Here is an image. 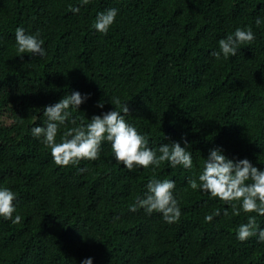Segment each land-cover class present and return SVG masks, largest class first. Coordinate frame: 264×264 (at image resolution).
Here are the masks:
<instances>
[{
	"label": "trees",
	"instance_id": "trees-1",
	"mask_svg": "<svg viewBox=\"0 0 264 264\" xmlns=\"http://www.w3.org/2000/svg\"><path fill=\"white\" fill-rule=\"evenodd\" d=\"M113 8L107 34L96 31V15ZM17 27L38 32L46 55L18 53ZM237 27L255 39L235 56L214 57ZM72 91L88 98L70 107L57 142L93 115L122 112L112 104L119 98L149 147H185L186 139L193 167L130 171L107 140L97 160L55 164L31 129ZM213 148L264 170V0H0V188L16 194L13 219L21 217H0V264H264V242L236 236L248 216L264 229V216H233L229 204L188 186ZM152 179L175 181L178 221L130 211Z\"/></svg>",
	"mask_w": 264,
	"mask_h": 264
},
{
	"label": "clouds",
	"instance_id": "clouds-1",
	"mask_svg": "<svg viewBox=\"0 0 264 264\" xmlns=\"http://www.w3.org/2000/svg\"><path fill=\"white\" fill-rule=\"evenodd\" d=\"M89 2L90 0H81L82 5ZM70 10L78 13L80 8L70 6ZM116 16L117 10L114 8L101 11L96 15L92 27L100 33L107 34ZM255 23L259 26L261 19L257 18ZM254 39L250 27L247 30L237 27L234 33L219 40V51H214L212 55L217 59L221 54L225 59L230 55L235 56L240 45L250 44ZM15 40L18 53L46 55L42 47L43 40L39 39L38 32L26 34L23 27H17ZM87 98V94L72 91L55 104L45 106L43 115L47 120L44 125L31 129L33 136L41 138L45 147L51 150L55 164L68 166L78 165L82 159L97 160L101 143L107 140L111 143L115 159L130 171L137 165L143 168L150 165L159 167L163 162H168L172 167L177 165H182L186 169L193 167L192 155L187 150L189 142L186 139L185 147L175 141L161 144L156 150L149 147L148 139L126 122L125 115L129 113V108L127 103L121 105L119 98L113 100L112 104L119 106L122 112L115 107V110L93 115L86 125L66 128L57 142L60 126L69 122L70 107L79 108ZM97 106L103 108V103L98 102ZM71 123L75 125L76 122L72 120ZM79 171L84 172L86 168H80ZM248 181L250 182L246 183ZM188 186L192 190L208 192L213 198L226 202L230 205L233 216H239L241 211L264 216V170L254 166L247 158L234 161L227 158L220 148L210 149L202 163V171L198 177L188 179ZM174 188V180H150L143 197L136 198L135 203L130 206V211L143 208L149 214L161 213L167 223L178 221L181 211L173 194ZM15 199L16 194L12 190L7 187L0 188V217L17 224L20 223L21 217L16 215L13 219V213L16 211L13 203ZM228 214L225 209L224 215ZM213 215H220V210L206 215L205 220L211 222ZM236 236L241 242L251 237H257L259 242H264V229H259L255 216H248L247 222L240 224L236 229ZM81 264H92V258L84 259Z\"/></svg>",
	"mask_w": 264,
	"mask_h": 264
}]
</instances>
